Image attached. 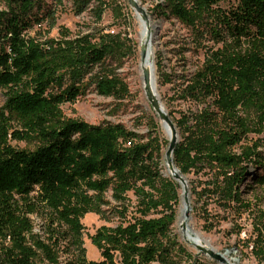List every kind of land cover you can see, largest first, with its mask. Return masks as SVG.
Here are the masks:
<instances>
[{
    "label": "trees",
    "instance_id": "obj_1",
    "mask_svg": "<svg viewBox=\"0 0 264 264\" xmlns=\"http://www.w3.org/2000/svg\"><path fill=\"white\" fill-rule=\"evenodd\" d=\"M0 1V238L11 243H3L2 263L61 264L59 250L71 255L64 264L193 259L175 229L182 187L165 173L169 140L158 117L147 110L137 117L147 127L141 133L62 113L91 89L118 100L133 96L119 70L134 50L129 34L63 29L59 37H32L27 31L36 25L57 24L64 0ZM72 2L76 14L94 5L98 22L108 6L118 19L124 14L117 0ZM148 12L187 30L170 49L178 67L168 72L162 53L155 67L172 85V101L188 105L169 114L180 134L174 161L189 178L193 211L200 205L206 231L216 227L210 204L235 218L251 215L253 238L240 243L264 264V0H159ZM191 51L203 55L193 70ZM12 139L36 147L18 149ZM41 210L49 243L34 232L31 215ZM89 212L105 221L90 237L99 260L87 257L82 220Z\"/></svg>",
    "mask_w": 264,
    "mask_h": 264
},
{
    "label": "rangeland",
    "instance_id": "obj_2",
    "mask_svg": "<svg viewBox=\"0 0 264 264\" xmlns=\"http://www.w3.org/2000/svg\"><path fill=\"white\" fill-rule=\"evenodd\" d=\"M117 1L118 5H121L123 7L124 14H122V18L118 19V13L115 12L113 7L108 6L107 10L103 14L102 19L98 22L94 10V5H92L85 12L76 14L73 9L72 0H64L63 4L57 5V24L55 26H51L45 22L41 25H36L35 27L29 29L27 33L30 36L37 38L59 37L63 29L70 30L73 35H76L80 32H94L97 29H105L106 31L111 30L125 34L128 33L129 37H131L132 41L134 42V50L132 54L124 59L123 67L119 69L128 82V79L133 76L132 69L140 60V42L138 40L139 27L137 17L134 13V10L129 5L128 0ZM157 1L159 0H140V2L145 8H147V10L153 7ZM109 2H112V4H114L113 0H109ZM2 6L3 4L0 1V7ZM151 21L154 25H156V33L152 41L155 56V66L156 61L159 59L160 53H162L166 69L168 72H170V67H173L174 65L175 67H178L177 56H175V53L170 52V49L179 46V43L176 44L172 41H174V39H183L184 35H187V30H185L177 20L151 16ZM187 55L190 61L189 67L192 70L194 69L198 61L203 58V55H201V53H195L193 51L188 52ZM156 85L158 94L168 112L171 109L179 108L180 103V108L186 109L188 107V105L185 103L172 101V85L162 83L161 79H159L157 67ZM130 90L133 93L132 97L118 100L113 97L100 95L93 89H91L86 95L79 97L75 103L63 104L61 107L62 113L67 118L81 119L92 124L121 122L131 129H136L141 133L146 132V125H139V123L137 122V117L142 116L145 112H151L150 114L153 113L156 115V117H158V115L146 98L144 100L139 99V91H133L131 88ZM5 99L6 97L4 95V91L0 90V105L4 104ZM146 110L150 112H147ZM158 120L160 121L159 117ZM161 133L164 138L168 139L162 126ZM251 137H257V135L251 134ZM11 143L18 149H33L36 147L33 142L28 140L12 139ZM165 173L171 175L167 166ZM187 179L189 182L188 177ZM245 197L253 198V193L248 192L245 194ZM260 197L264 204L263 195L260 194ZM192 199L193 197H191L192 225L204 234V236L209 240L211 245L217 251L224 254V256L227 257L232 264H259L250 252V249L245 246L243 247L242 243H240V241L253 238V218L251 215H249L248 213H244L241 217L235 218L232 215H229L228 212H225L221 208L217 207V205L210 204L208 206V211L211 213V220L216 224V227L212 231H206L204 230V224L207 217L203 216V211L200 205L196 204L197 206L193 211V205H195V203ZM179 207L180 203L177 209V221L175 224V229L180 237V227L178 226ZM31 218L34 222V232L37 233V236L44 240L46 243H49L46 232V229L48 227L46 212L41 210L39 213L32 214ZM82 221L85 226L84 242L87 249V257L90 260H99L101 259L100 251L93 245L90 237L96 232L97 228L105 224V221L101 219L99 215L93 212L87 213ZM235 223H237L242 228V232L240 234L234 232L236 229H238V226H236ZM180 239L187 250L191 252L194 257L189 261L183 262V264H196V261H204L211 264H223L220 261L212 259L208 255L198 251L194 246L183 241L181 237ZM3 243L4 245L11 246L10 241L4 242V240L0 238V264H3ZM61 249H63V247ZM56 250H58L57 247ZM70 259H72L71 255H69L64 250H59V261L61 262V264H64Z\"/></svg>",
    "mask_w": 264,
    "mask_h": 264
},
{
    "label": "water",
    "instance_id": "obj_3",
    "mask_svg": "<svg viewBox=\"0 0 264 264\" xmlns=\"http://www.w3.org/2000/svg\"><path fill=\"white\" fill-rule=\"evenodd\" d=\"M128 3L131 8L137 13H139L141 17L147 22L148 36L140 45L141 60L144 61L148 52L149 45H151L154 35L156 33V25L152 23L151 16L142 3H138L137 0H128ZM142 75L144 81V90L148 101L151 103V106L158 115L159 119L163 120L171 127V136L170 138H168L169 144L166 148L164 157L166 164L170 169H172L173 166L176 165L174 161V151L179 142L178 128L176 126V123L170 116L168 110L165 108V105L163 104L160 96L158 95V93H156L152 86V69L150 67L143 66ZM173 178L183 187V196L187 204L186 220L180 225L181 228L184 229L187 226V221L190 219L192 211L190 185L185 175L174 174ZM195 248L198 251L208 255L212 259L220 261L223 264H230L221 252L216 251L212 247L196 244Z\"/></svg>",
    "mask_w": 264,
    "mask_h": 264
},
{
    "label": "bare ground",
    "instance_id": "obj_4",
    "mask_svg": "<svg viewBox=\"0 0 264 264\" xmlns=\"http://www.w3.org/2000/svg\"><path fill=\"white\" fill-rule=\"evenodd\" d=\"M137 1H138V3L141 4L140 0H137ZM134 13H135V15L137 17V20H138V27H139L138 40H139L140 45H141V43L148 36V26H147V22L141 17V15L139 13H137L135 10H134ZM154 57L155 56H154L153 42H152L151 45H149L148 52H147L145 60L142 61L141 60V55H140L139 62L132 69L133 76L128 79V82L130 84V88L133 91H137V92L139 91V99L140 100H144L145 98L147 99L146 94H145V90H144V81H143V75H142V67L143 66L150 67L152 69V78H153L152 79V86H153L154 90L156 91V93H158L157 85H156V67H155ZM147 101H148V99H147ZM160 123H161V126H162L165 134L167 135L168 138H170V136H171V127L166 122H164L163 120H160ZM178 137L180 138L179 130H178ZM166 166H167L169 172L171 173L172 177H173L174 174L183 175L180 172V169L176 165H174L172 169H170L167 164H166ZM182 190H183V187H182ZM186 211H187V204H186L185 198H184L183 193H182L180 207H179L178 226L180 227L179 233H180V237L183 239V241L187 242L188 244H190V245H192L194 247H195L196 244H201V245H205V246H209V247L214 248L211 245V243L209 242V240L204 236V234L200 230L196 229L192 225L191 217L187 221L186 228H184V229L181 228V226H180L181 223H183L186 220ZM223 256H224V254H223ZM225 258L230 264H232L228 260L227 257H225Z\"/></svg>",
    "mask_w": 264,
    "mask_h": 264
}]
</instances>
